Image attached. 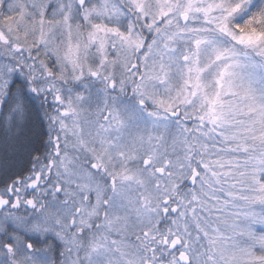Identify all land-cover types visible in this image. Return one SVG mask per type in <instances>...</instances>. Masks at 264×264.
I'll return each instance as SVG.
<instances>
[{
  "label": "snow or ice",
  "instance_id": "snow-or-ice-1",
  "mask_svg": "<svg viewBox=\"0 0 264 264\" xmlns=\"http://www.w3.org/2000/svg\"><path fill=\"white\" fill-rule=\"evenodd\" d=\"M0 264H264V0H0Z\"/></svg>",
  "mask_w": 264,
  "mask_h": 264
}]
</instances>
